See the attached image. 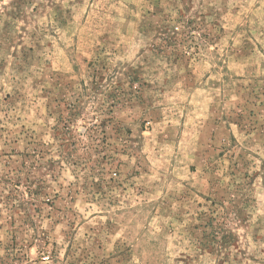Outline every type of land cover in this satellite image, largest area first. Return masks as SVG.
<instances>
[{
    "label": "rangeland",
    "instance_id": "rangeland-1",
    "mask_svg": "<svg viewBox=\"0 0 264 264\" xmlns=\"http://www.w3.org/2000/svg\"><path fill=\"white\" fill-rule=\"evenodd\" d=\"M0 264H264V0H0Z\"/></svg>",
    "mask_w": 264,
    "mask_h": 264
}]
</instances>
